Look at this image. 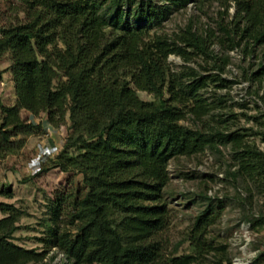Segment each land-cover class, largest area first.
Returning <instances> with one entry per match:
<instances>
[{
	"label": "trees",
	"instance_id": "trees-1",
	"mask_svg": "<svg viewBox=\"0 0 264 264\" xmlns=\"http://www.w3.org/2000/svg\"><path fill=\"white\" fill-rule=\"evenodd\" d=\"M17 1L24 17L0 28V59L11 56L16 94L13 105L0 98V160L25 146L20 135L44 132L23 111L44 114L54 127L66 123L68 114L63 148L28 176L58 169L76 174L83 187L57 189L48 198L44 236L36 237L42 247L17 237L28 211L0 201V264H50L53 248L64 255L62 264H205L206 254L217 251L206 239L212 206L195 219L188 237L192 251L166 253L168 166L175 158L231 144L238 165L231 175L250 176L264 191V150L250 143L247 129L232 130L227 119L213 116L226 102L222 96L210 101L203 93L211 84L227 88L234 82L222 76L230 57L216 54L215 45L259 58L245 77L263 84L264 0ZM194 3L223 8L217 31L202 33L190 21L172 35L160 32L175 11ZM171 55L212 64L175 71ZM138 91L153 99H142ZM189 115L198 127L182 123ZM211 116L224 125L211 127ZM263 117L249 119L262 125L254 134L264 142ZM0 195L14 198L13 185L4 184ZM223 249L215 264H232Z\"/></svg>",
	"mask_w": 264,
	"mask_h": 264
},
{
	"label": "rangeland",
	"instance_id": "rangeland-1",
	"mask_svg": "<svg viewBox=\"0 0 264 264\" xmlns=\"http://www.w3.org/2000/svg\"><path fill=\"white\" fill-rule=\"evenodd\" d=\"M16 7H18L17 0L0 1V28L14 21L17 15L20 18L24 17ZM221 10L223 8L218 3L190 4L185 9L175 11L163 22L160 32L172 35L190 21H193L195 28L202 33L208 29L217 31ZM232 11L231 8L229 13L231 14ZM214 50L216 54L229 55L230 62L222 76L234 82L227 88H219L216 84H211L203 91L210 101H215L219 96L226 101L212 114L216 115V118L227 119V127L232 130L247 129L245 132L249 134L247 139L250 143L264 150L261 137L254 134L263 127L249 119L250 116L264 113V82L260 85L245 77L247 71H253L258 67L259 58H253L241 49L225 51L215 45ZM256 54H261L260 49ZM169 61L175 71H180L186 66L202 71V67L212 64V61L206 62L201 57L186 63L176 55H171ZM11 63L9 53L4 54L0 59V71L3 72L0 80V98L5 105H13L16 101ZM138 94L144 100L153 99V95L147 92L138 91ZM219 113L222 116H218ZM28 115V112H22L24 118L34 123H42L41 119L44 118V114L38 117L32 115V119ZM68 116L67 114V122L60 127L51 125L55 131L50 128L48 132L44 129L41 134L20 135L19 137L26 140L25 146L0 160V185L1 182L8 185L13 181L11 185L16 184L17 188L16 203L29 213L22 218L20 222L22 228L17 232V237L22 244L30 247L40 246L36 237L44 236L46 222L49 219L48 198L53 197L57 189L63 192L73 185L82 186L81 179L71 172L65 173L54 169L30 179L26 170L29 160L44 154L42 143L39 142L48 141V137L50 140L55 139L56 143L59 142L58 150L51 159L59 154L69 131ZM213 116L207 117L211 127L224 125L214 121ZM182 123L186 126L198 127L190 115ZM237 168L231 144H219V150L207 149L204 153L181 156L170 162L168 169L171 179L164 190V196L169 203L171 223L162 234L167 254L192 251L188 241L191 228L197 215L212 206L213 215L206 239L216 247L217 251L206 254L204 263L215 264L221 256L219 253L224 252V247L232 264H264V223L260 225V222L256 221L264 219V191L250 176L231 175V172L236 171ZM4 177L10 179L4 181ZM24 179L30 180L23 185ZM1 217L3 213L0 211ZM53 255L56 257L51 260ZM46 261L50 264H62L65 258L53 248Z\"/></svg>",
	"mask_w": 264,
	"mask_h": 264
},
{
	"label": "crops",
	"instance_id": "crops-1",
	"mask_svg": "<svg viewBox=\"0 0 264 264\" xmlns=\"http://www.w3.org/2000/svg\"><path fill=\"white\" fill-rule=\"evenodd\" d=\"M29 115H28V117H30L31 118V116H32V114L31 113H28ZM32 119V118H31ZM41 124H42V126H43V128L48 132L49 130H50V128H51V125L47 122V120H46V116H44V118L43 119H41ZM52 130H54L55 131V129H53V128H51ZM51 134V133H50ZM48 141H45V140H43V141H41V142H39V144H41L42 143V146H43V148L44 149H47V148H51V147H53V146H56V145H59L58 143H56V142H54V140L55 139H51L50 140V138L48 137ZM45 143V144H44ZM27 170V169H26ZM5 179V180H4ZM4 179H1V180H4V181H6L7 179H10V177H4ZM13 181H10V184L12 183ZM23 185H25V184H27V181L26 182H23L22 183ZM3 183L1 182V185H0V189L3 187ZM16 184H14L13 185V188H14V193H15V196H14V198H12V199H8V198H6L5 196H3V195H0V201H10V202H14L15 204H17L16 203V200H17V192H16V190H17V188H16V186H15Z\"/></svg>",
	"mask_w": 264,
	"mask_h": 264
},
{
	"label": "built area",
	"instance_id": "built-area-1",
	"mask_svg": "<svg viewBox=\"0 0 264 264\" xmlns=\"http://www.w3.org/2000/svg\"><path fill=\"white\" fill-rule=\"evenodd\" d=\"M58 150V145L53 146L51 148L44 149L42 156H36L35 158H32V160H29L27 163V172L28 173H35L37 172L43 163L47 162L49 158L51 159V156L56 153ZM48 156V157H47ZM45 160V161H44Z\"/></svg>",
	"mask_w": 264,
	"mask_h": 264
}]
</instances>
